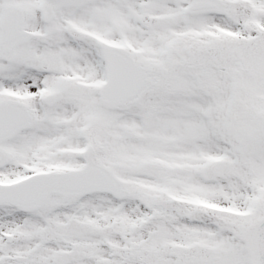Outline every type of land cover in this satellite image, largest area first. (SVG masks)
Segmentation results:
<instances>
[{"label":"snow or ice","instance_id":"snow-or-ice-1","mask_svg":"<svg viewBox=\"0 0 264 264\" xmlns=\"http://www.w3.org/2000/svg\"><path fill=\"white\" fill-rule=\"evenodd\" d=\"M0 264H264V0H0Z\"/></svg>","mask_w":264,"mask_h":264}]
</instances>
